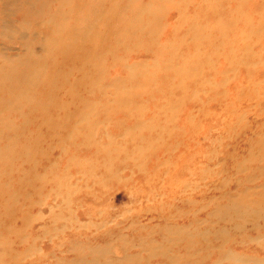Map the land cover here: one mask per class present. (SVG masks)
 Wrapping results in <instances>:
<instances>
[{"label":"rangeland","instance_id":"rangeland-1","mask_svg":"<svg viewBox=\"0 0 264 264\" xmlns=\"http://www.w3.org/2000/svg\"><path fill=\"white\" fill-rule=\"evenodd\" d=\"M0 264H264V0H0Z\"/></svg>","mask_w":264,"mask_h":264},{"label":"bare ground","instance_id":"bare-ground-1","mask_svg":"<svg viewBox=\"0 0 264 264\" xmlns=\"http://www.w3.org/2000/svg\"><path fill=\"white\" fill-rule=\"evenodd\" d=\"M94 24H88L86 27H90L93 26ZM91 31H93V29H90Z\"/></svg>","mask_w":264,"mask_h":264}]
</instances>
